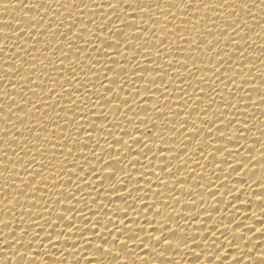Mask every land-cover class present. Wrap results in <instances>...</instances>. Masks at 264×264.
Wrapping results in <instances>:
<instances>
[{
	"label": "bare ground",
	"instance_id": "6f19581e",
	"mask_svg": "<svg viewBox=\"0 0 264 264\" xmlns=\"http://www.w3.org/2000/svg\"><path fill=\"white\" fill-rule=\"evenodd\" d=\"M0 264H264V0H0Z\"/></svg>",
	"mask_w": 264,
	"mask_h": 264
}]
</instances>
